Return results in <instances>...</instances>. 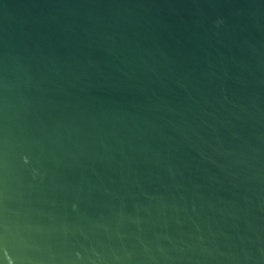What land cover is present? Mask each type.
I'll return each mask as SVG.
<instances>
[{"label":"water","instance_id":"obj_1","mask_svg":"<svg viewBox=\"0 0 264 264\" xmlns=\"http://www.w3.org/2000/svg\"><path fill=\"white\" fill-rule=\"evenodd\" d=\"M0 264H264V0H0Z\"/></svg>","mask_w":264,"mask_h":264}]
</instances>
